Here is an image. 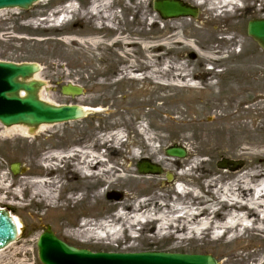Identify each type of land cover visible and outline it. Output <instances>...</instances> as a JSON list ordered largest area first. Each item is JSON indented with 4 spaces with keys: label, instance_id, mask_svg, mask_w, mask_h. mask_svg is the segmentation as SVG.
I'll list each match as a JSON object with an SVG mask.
<instances>
[{
    "label": "rangeland",
    "instance_id": "rangeland-1",
    "mask_svg": "<svg viewBox=\"0 0 264 264\" xmlns=\"http://www.w3.org/2000/svg\"><path fill=\"white\" fill-rule=\"evenodd\" d=\"M70 1L76 3L74 15L64 12ZM103 1L101 11L95 15L88 11L91 3ZM241 3L221 16L197 5L196 18H176L165 25L157 16L154 24L149 20L154 16L152 0H47L27 10L0 11V60L39 63V77L46 82L42 99L91 109L81 120L46 126L32 135L8 131L0 124V184L9 190H0V207L8 208L21 225L17 241L0 252V264H41L36 240L48 227L69 245L90 251L209 254L217 264H228L226 258L236 248L264 252V239L255 234L228 245L224 238L192 240L188 233L187 241L178 243L161 238L166 229L157 234L158 222H144L146 212L163 211V221L173 224L185 210L214 207L220 175L226 173L220 181L233 177L228 169H217V162L240 161L236 171H243L247 160L237 157L236 140L264 141V52L246 33L249 20L264 18V0ZM62 13L68 22L57 24ZM67 31L78 32L79 40L60 42ZM79 45L85 50L76 48ZM78 56L87 60L75 61ZM88 60L95 66L83 67ZM246 68L256 73L249 84ZM197 73L212 76L193 78ZM185 75L195 82L192 90L184 87ZM68 82L82 85L84 94L63 95L60 88ZM210 82L215 85L211 93L206 90ZM217 128L224 129L222 135ZM174 144L187 148V157L194 162L187 177L179 175L187 172L186 158L156 162ZM79 148L107 162L94 170H109L104 184L99 176L83 179L57 162L59 172H51L48 184L39 189L53 200L34 195L37 189L27 182L44 171L43 157ZM151 150L159 154L152 157ZM143 158L161 166L162 173L138 174L136 163ZM12 163H18L16 174L11 172ZM150 176L156 178L152 184L141 181ZM207 178L216 179L210 188L203 181ZM184 189L190 194H183ZM194 197H202L204 203L193 202ZM125 204L130 205L128 211L123 210ZM117 214L138 220L130 233L110 226L121 239L83 241L73 236L79 224L88 222L95 228ZM231 264L250 263L244 259Z\"/></svg>",
    "mask_w": 264,
    "mask_h": 264
},
{
    "label": "bare ground",
    "instance_id": "bare-ground-1",
    "mask_svg": "<svg viewBox=\"0 0 264 264\" xmlns=\"http://www.w3.org/2000/svg\"><path fill=\"white\" fill-rule=\"evenodd\" d=\"M237 1L239 4L241 3V0H195L194 2H195V5H198V6L206 5L207 8L211 12H215L216 16H221V14H225V12L232 11L235 8L237 9L238 8ZM105 4L106 2L104 1L100 2L99 4L91 3L88 11L92 15H95L98 11H101L102 8H104ZM65 8H66L64 11L65 13L68 14L69 12V14L74 15L76 12V3L74 1H70L65 6ZM63 13L56 19L55 22L57 24L61 22L62 24L68 22V19ZM149 20L152 22V24H154L156 21L155 15L153 16L151 14ZM166 21L164 22V25L166 24ZM96 25L99 26V24H96ZM43 31L48 32V30L46 29ZM60 31H63V30H58L57 33L58 32L60 33ZM77 33L78 32H75V31L65 32V35L67 37L61 36L60 42L66 41L67 39L79 40V37H77L78 36ZM76 48L78 49L81 48L82 50H85V48L80 45L76 46ZM77 60L81 61V60H87V59H81V57L78 56L75 59V61ZM86 64L87 65H83V67L92 68L95 66V63L89 60L88 62H86ZM199 64L204 65V62L200 61ZM98 70L99 69L97 68L94 72L98 73L99 72ZM254 74L256 73L254 72L250 73L249 69L246 68L245 84H249L250 82L249 77L254 76ZM203 75L205 76L204 73H197L193 76V78L201 77ZM206 75H209V76L208 77L205 76L203 77V79L210 80L212 74L207 73ZM34 77H33L34 79L36 78L40 79L38 73H35ZM185 77L186 78H185L184 87L192 90V88L195 87V82L191 81V78H189L188 75H185ZM42 82H43L42 83L43 87L39 89V96L41 95L40 93H42V90H44V87L46 86L45 84L46 82L45 81H42ZM74 84H78V83H74ZM214 86H215L214 83L210 82L206 88L207 92L211 93L212 92L211 88ZM258 96L255 97V101L259 102L260 97ZM174 124L176 123L174 122ZM1 126L11 132L32 135L38 131H42L46 126H52V125L51 124H39L38 126L33 128L32 131H30L26 126H22V124H14L13 126L10 125L8 127H5L4 125L1 124ZM215 131H217V134L219 132L220 135H222L221 131H224V129H221L220 131L217 128L215 129ZM239 132L240 130H237L236 134H238ZM236 141L240 143L238 150H237V157L247 160V165H245L243 171L241 170L236 171V170L228 169L229 171H231V176L233 177L231 181L218 185L217 187L218 192L213 193L217 195L214 197L215 198L214 207L202 208L199 211H197V208H193L195 209V211L185 210L180 217H177L173 220V224L171 222L168 223L167 221H163L165 220L164 217L162 216V214L164 213L163 211L162 213H159L158 215H154L153 213L146 212L148 213V220L144 222H146V224H150V222L153 223L154 221L158 222V226L156 228L157 230L156 232L158 235L159 233L162 232V230L166 229L164 230V234L162 236L160 235L161 238L171 237V239L173 238V241L175 242L184 243L185 241H187L185 234L190 233L191 234L190 238L192 240L206 239L208 241H214L220 238H224V244L229 245L233 243L238 237L243 236V234L247 230H250L257 237L264 239V141L263 142H251V143H248L246 141L244 142H241L238 140ZM157 154H159L157 151L151 150L150 155L152 157L157 156ZM134 158H135V155L131 154L130 161H132ZM171 158L172 157H169V156L167 157V155H165L164 157H159L158 160H156V162L159 163V162H166L169 160L171 161ZM43 159L46 161L45 163L41 162L40 166L41 168H44V171L38 175L39 178L32 179L31 181H28L27 183L29 184L31 183L32 186H34L37 189L38 192L35 191L33 193L34 195L37 196L40 194L44 198L50 201L53 200V196H50V194L46 195L45 191H40L39 189L41 186L48 184L47 182L48 180L46 179L51 178V177L47 178L51 172H54V174L59 172L57 162H64L66 166L69 167V169H71L77 175H80L81 178L83 179H86V178L93 179L99 176L100 177L99 181L101 185L104 184V175L107 172H109V170L106 168L105 169L101 168V170L99 169L100 171H97V172L94 171L95 169H97V167H104L108 165L107 162L103 161L100 155H93L92 153L83 151L80 148L70 150L65 154H62L60 151H54L44 156ZM186 159L188 161L187 168H186L187 172H179V175L182 177H187V174H189L188 172L189 169L193 167L192 166L193 161L190 158V156L186 157ZM49 160H54V161L50 162ZM163 166L169 167L167 164H163ZM221 170L227 171L224 168H222ZM225 175L226 173H224L222 177L220 175L219 183L223 182L220 180L223 177L226 178ZM141 179H142L141 181L147 184L148 183L152 184L156 180L154 176H150L146 178L143 177ZM203 181L205 183H208L209 184L208 186L210 188L215 184L216 179L207 178ZM2 183L3 182H1L0 184V190H4V192H9V190L6 189ZM26 186L28 185L26 184ZM26 186H25V189L27 188ZM223 187L225 188L223 189ZM210 193L212 194V192ZM183 194L188 195L190 194V191L188 189H184ZM220 194H222V196ZM12 195L16 196L15 193H13ZM200 198L202 197H194L192 200L193 202H195V200L197 201L201 200V202L204 203L203 199H200ZM127 209H130V205H127V204L123 205V210H127ZM122 215L117 214L112 220L108 221L107 224L99 223L95 226V228H91L90 227L91 225L88 222L79 224L78 226L79 228L75 230L73 236L83 241L92 240V239H96V240L104 239V240L117 241L121 239V237L119 236L118 232L115 230H112L110 226H115L118 224L121 230L120 233H122L124 230H128L130 233L133 225L138 224V220H136L133 216L127 217L125 214L123 216ZM247 219L250 222V225L248 226L249 228L243 227L242 229H240V226L242 225V223L247 221ZM13 220L17 222V227H18V231L20 234V229H21L20 221L16 216L13 217ZM215 225H217L218 229L223 228V232L221 234L220 232H214V235H212V230H213L212 228L216 227ZM94 229H98L99 232L95 233ZM209 231L211 232L209 233ZM263 255H264V252L261 249L249 251L248 247L244 246V248L240 247V248L234 249L233 253L226 258V263L231 264L235 261H243L245 259V261H248L250 264H262L264 262Z\"/></svg>",
    "mask_w": 264,
    "mask_h": 264
},
{
    "label": "water",
    "instance_id": "water-1",
    "mask_svg": "<svg viewBox=\"0 0 264 264\" xmlns=\"http://www.w3.org/2000/svg\"><path fill=\"white\" fill-rule=\"evenodd\" d=\"M42 0H0V10L28 9L32 4ZM152 7L162 20L179 17L195 18L198 11L182 0H153ZM264 50V18L252 19L247 24V32ZM40 66L34 62L14 63L0 60V123L6 127L22 124L30 130L39 124H56L74 121L87 115L86 109L77 104L55 105L38 96L43 85L41 80L34 79ZM64 95L77 96L82 88L67 84L62 86ZM171 157L184 158L186 151L176 145L165 149ZM18 164L11 170L17 172ZM220 168L235 169L239 162L223 159L217 162ZM139 173L159 174L160 167L148 160H140L137 164ZM17 222L6 209H0V249L17 237ZM19 235V231H18ZM19 238V237H18ZM37 254L42 264H216L209 255L182 254L170 252H91L69 246L55 237L49 227L43 231L36 241Z\"/></svg>",
    "mask_w": 264,
    "mask_h": 264
}]
</instances>
